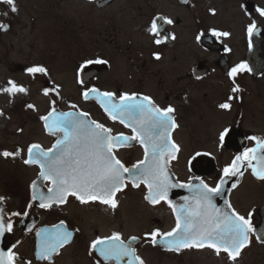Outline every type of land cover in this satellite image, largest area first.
Wrapping results in <instances>:
<instances>
[{
	"label": "flooded vegetation",
	"instance_id": "1",
	"mask_svg": "<svg viewBox=\"0 0 264 264\" xmlns=\"http://www.w3.org/2000/svg\"><path fill=\"white\" fill-rule=\"evenodd\" d=\"M15 3L17 13L0 4V23L10 26L7 31H0V45L6 36L18 42L26 39L27 64L15 67L27 75L31 85L41 86L38 88L41 94L45 87L55 85L60 86V91H77V110L88 112L90 118L111 127L113 134L131 135V132L118 122L113 123L94 99L85 101L81 93L86 89L95 87L102 92H114L117 99L122 93L146 95L161 108L171 105L176 110L174 116L179 127L172 132V139L181 150L169 165L174 182L189 183L190 178L199 177L215 187L223 169L237 155L256 147L255 141L247 138H264V16L257 11L264 9V0H189L188 4L181 0H15ZM226 3L236 8L235 19L214 22L216 12ZM158 16L171 19L173 24L159 20L160 36L151 35L148 29ZM253 24L255 30L249 38L247 29ZM212 30L230 35L216 37ZM165 35H174L175 39L169 38L159 45L154 42ZM225 46L230 51H225ZM154 54H159L160 59H155ZM96 59L108 63L90 64L80 70L86 61ZM241 63H246L251 71L237 75L240 91L233 93L234 84L228 73ZM36 65L44 66L50 75L38 74L33 79L26 69ZM58 76L62 77L58 79ZM78 78L84 81L83 85L77 83ZM223 103H229L230 109H221L219 105ZM58 104L59 101L57 109L73 110ZM37 124L39 137L45 140L28 141L20 147L23 159L27 158L29 145L38 143L47 149L55 142V137L46 134L39 118ZM225 127L231 132L221 147L219 133ZM19 129L23 131L22 127ZM29 131L33 133L35 126ZM196 152L210 155L197 157L190 165L188 161ZM116 154L128 167L143 159V149L136 142L132 147L120 148ZM24 167L34 170L27 181L26 196H16L20 203L9 211L8 205L3 204L6 213L28 210L26 218H12L15 231L7 235L10 245L19 241L14 251L22 260H17V264L23 261L117 264L104 261L95 251L89 254L93 240L111 236L113 232H119L126 242L136 236L138 240L133 246L145 264H264V243L257 242L255 235H250L249 246L235 261L223 252L217 256L207 248L175 253L161 244L153 246L146 234L157 229L171 231L175 216L163 201L155 206L149 204L144 199L147 189L143 185L138 189L129 185L117 193L119 203L115 210L99 203L81 205L72 197L67 204L51 210L40 209L38 202L27 209L31 185L37 181L39 187L40 182L38 167L25 164ZM241 172L242 176L225 178V195L214 197L213 202L218 208L226 209L227 199L245 218L253 212L254 227L258 233H264V181L255 178L251 168L244 167ZM191 182L198 183L195 179ZM233 183L237 187L232 188ZM49 186L45 181L43 188H39L47 194ZM190 195L185 188H173L168 198L174 205H180L184 203L182 198ZM61 221L73 233L72 243L60 249L51 262L38 260L36 230L51 229ZM28 227L33 230L28 232ZM126 260L119 264H126Z\"/></svg>",
	"mask_w": 264,
	"mask_h": 264
},
{
	"label": "snow or ice",
	"instance_id": "2",
	"mask_svg": "<svg viewBox=\"0 0 264 264\" xmlns=\"http://www.w3.org/2000/svg\"><path fill=\"white\" fill-rule=\"evenodd\" d=\"M181 2L188 4L189 0ZM0 4L8 6L12 13L18 12L15 0H0ZM211 11L214 15V10ZM257 11L264 16V9ZM4 15L6 16L7 12ZM159 20L169 25L173 24L171 19L158 16L153 19L148 29L151 35L160 36L157 23ZM9 27L0 23V31H7ZM254 30L255 24L248 27L249 38L252 37ZM212 35L228 37L230 33L212 30ZM169 38L174 40L175 36L165 35L163 39H156L154 42L159 45ZM249 43L251 50V39ZM225 51L230 49L225 46ZM154 57L160 59L159 54H154ZM107 63L102 59L88 60L80 70L90 64ZM250 71L246 63L238 64L230 70L228 75L233 80V93L240 91L235 80L237 75ZM26 72L33 79L38 74L46 77L50 75L48 69L42 65L29 67ZM77 83L83 85L84 81L78 78ZM50 93L62 99L59 85L45 87L42 95L50 98L51 107L48 113L39 119L46 134L55 137V142L47 149L38 143L29 145L27 158L22 161L25 165L38 167L41 189L45 181L50 186L47 187L45 194L44 191L38 190V182L33 181L31 200L27 209H31L33 204L38 202L37 206L40 209L51 210L54 206L67 204L69 197H72L81 205L99 203L115 210L119 203L117 193L124 191L129 185L134 189L143 185L147 189L144 199L149 204L155 206L163 201L175 216V227L171 231L161 232L157 229L146 234V238L153 246L161 244L167 251L175 253H180L184 249L207 248L214 251L217 256L223 252L229 260L235 261L241 251L249 246L250 235H255L257 242L264 243V233H258L252 223L253 212H249L245 218L227 199L224 201L226 209L218 208L213 202L214 197L225 195L223 187L227 182L225 178L242 176L241 169L244 167L251 168L252 175L264 181V138L248 137L247 139L255 141L256 147L247 148L242 154L237 155L232 163L223 169V175L215 187L199 177L190 178L189 183L173 182L169 165L172 160L177 159L181 149L172 139V132L179 125L174 116L176 110L171 105L161 108L151 97L137 93H122L117 99L114 92H102L95 87L86 89L81 93L85 101L94 99L113 123L118 122L131 132V135L123 132L113 134L111 127L90 118L88 112L78 111L75 103L69 104L72 111H58L57 100L52 99ZM0 94L15 97L18 94L28 95L29 90L9 80L6 87L0 88ZM26 107L33 111L37 110L33 104H27ZM219 107L227 110L231 105L223 103ZM3 115L4 113L0 111V116ZM230 132L231 129L225 127L219 133L221 147L230 137ZM133 142L138 143L143 149V159L128 167L116 152L120 148L132 147ZM22 152L23 149L18 148L16 152L3 151L0 155L15 159L21 157ZM202 155L210 154L196 152L188 163L191 165ZM191 179L197 180L198 183L193 184ZM231 187L235 188L237 184L233 183ZM173 188H185L191 195L182 198L183 204L174 205L168 198ZM4 200V197H0V238L14 234L13 217L28 216V210L23 213H6L3 207ZM32 230V227L27 228L28 232ZM35 235L36 258L50 262L54 255L59 254L60 249L73 241V233L66 229L63 221L51 229H37ZM137 240L136 236H132L126 242L119 232H113L111 236L93 240L89 254L95 251L104 261H116L117 264L125 258L126 264H145L133 246ZM18 244L19 241L7 250L0 249V264H17V260H22L14 251ZM23 264H31V261H23Z\"/></svg>",
	"mask_w": 264,
	"mask_h": 264
},
{
	"label": "rangeland",
	"instance_id": "3",
	"mask_svg": "<svg viewBox=\"0 0 264 264\" xmlns=\"http://www.w3.org/2000/svg\"><path fill=\"white\" fill-rule=\"evenodd\" d=\"M236 13V8L232 4L226 3L221 10L216 12L214 22L218 23L222 18L225 21H233ZM1 42L4 44L0 45V88L6 87L7 82L13 80L29 90L28 95L18 94L15 97L0 94V111L4 113L3 116H0V153L3 151L16 152L18 148L24 147L28 141L45 140L43 137H39L40 130L37 120L48 111L51 105L50 98H45L39 92L38 88L41 86L38 84L31 85L27 75L19 72L15 67L17 64H27V59L24 57L26 49H28L26 39L18 42L11 36H6L2 37ZM21 49L22 54L18 55ZM61 77L58 76L57 78ZM60 93L62 99L51 93L50 96L59 101L58 105L62 106L63 109L68 108L70 103L78 101L77 91L65 89ZM67 103L69 104L67 105ZM27 104L35 105L37 110L28 109ZM34 126L35 131L31 133L29 128ZM19 127H22L23 131H20ZM23 158V152L21 157L15 159L0 155V197L5 198L4 203L8 205V211L11 207L14 208L15 205H19L20 202L19 199H15L16 196H26L27 181L34 175L33 169L24 167Z\"/></svg>",
	"mask_w": 264,
	"mask_h": 264
},
{
	"label": "water",
	"instance_id": "4",
	"mask_svg": "<svg viewBox=\"0 0 264 264\" xmlns=\"http://www.w3.org/2000/svg\"><path fill=\"white\" fill-rule=\"evenodd\" d=\"M59 111V110H58ZM61 112V111H60ZM173 179V176H172ZM174 182V180H173ZM38 190H40V188L38 187ZM173 194V189L170 190L169 192V197ZM10 247V241L8 239V236L6 235L4 238H0V249L2 250H7V248Z\"/></svg>",
	"mask_w": 264,
	"mask_h": 264
}]
</instances>
